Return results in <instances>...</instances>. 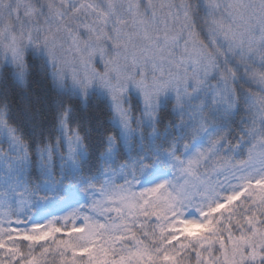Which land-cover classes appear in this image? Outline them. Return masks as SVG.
I'll list each match as a JSON object with an SVG mask.
<instances>
[{"label":"snow or ice","instance_id":"snow-or-ice-1","mask_svg":"<svg viewBox=\"0 0 264 264\" xmlns=\"http://www.w3.org/2000/svg\"><path fill=\"white\" fill-rule=\"evenodd\" d=\"M0 264H264V0H0Z\"/></svg>","mask_w":264,"mask_h":264},{"label":"trees","instance_id":"trees-1","mask_svg":"<svg viewBox=\"0 0 264 264\" xmlns=\"http://www.w3.org/2000/svg\"><path fill=\"white\" fill-rule=\"evenodd\" d=\"M193 3H200L201 5L206 3V0H193ZM204 13L203 11L200 12V16L203 17ZM9 86L11 89V98L14 101L13 104V112H15L16 110V103L19 102L20 100V95H21V89L12 84L11 81H9ZM252 90L258 93V88L255 85H251ZM244 88L247 89L249 88L248 84L244 85ZM29 89L35 94L41 91H48L49 95H53L51 93L50 90V84L48 81H42L39 80L37 77L33 76L29 78ZM132 104H133V110L139 114L138 112V105H137V100L135 97H133L132 99ZM86 114H90L95 118H98L99 120H103V121H107L108 119V113L106 111V109L103 108V106H98L97 102L95 100L91 101V103L89 104L88 108L85 110ZM243 113H240L237 115L236 120L238 121L240 119V115H242ZM162 119L164 121H168L170 119H175L174 117H172L167 111H165L164 113H162ZM49 122H51V117L49 116ZM72 127H75V121L73 122V124L71 125ZM93 127H95V120H93ZM107 126V125H105ZM83 134V133H82ZM53 135H55V133H53ZM91 142L92 144L95 146V144L98 142L97 141V137L96 134L93 133L92 137H91ZM233 143H235V141H232Z\"/></svg>","mask_w":264,"mask_h":264},{"label":"rangeland","instance_id":"rangeland-1","mask_svg":"<svg viewBox=\"0 0 264 264\" xmlns=\"http://www.w3.org/2000/svg\"><path fill=\"white\" fill-rule=\"evenodd\" d=\"M177 2H179V0H177ZM206 2H207V0H206ZM3 147L6 148L7 145L5 144V145H3ZM56 214H59V213H56Z\"/></svg>","mask_w":264,"mask_h":264}]
</instances>
